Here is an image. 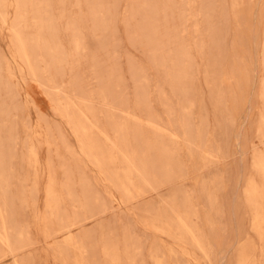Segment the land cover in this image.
Returning a JSON list of instances; mask_svg holds the SVG:
<instances>
[{"label": "rangeland", "instance_id": "374dc122", "mask_svg": "<svg viewBox=\"0 0 264 264\" xmlns=\"http://www.w3.org/2000/svg\"><path fill=\"white\" fill-rule=\"evenodd\" d=\"M0 264H264V0H0Z\"/></svg>", "mask_w": 264, "mask_h": 264}]
</instances>
